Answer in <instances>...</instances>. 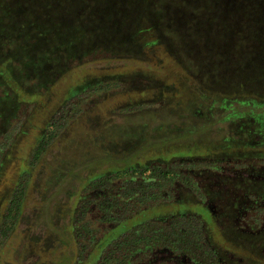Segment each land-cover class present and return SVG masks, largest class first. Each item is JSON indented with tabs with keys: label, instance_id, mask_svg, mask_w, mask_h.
<instances>
[{
	"label": "trees",
	"instance_id": "obj_1",
	"mask_svg": "<svg viewBox=\"0 0 264 264\" xmlns=\"http://www.w3.org/2000/svg\"><path fill=\"white\" fill-rule=\"evenodd\" d=\"M70 1L73 4L71 18L74 20L65 22L64 32L58 31L55 35L49 28L45 34L41 33L38 25L35 31L21 32L23 24L19 22V15L35 12L41 0H0V85L10 88L8 82H13L14 70L17 71L20 64L17 62L24 61L22 56L32 59L29 62L32 65L40 43L43 51L48 49L56 53L64 49V53L73 54L77 51L78 41H82L80 53L86 57V52L92 49L111 48L113 40H104L102 35L109 34L110 29V33L120 32L122 41L128 44H132L130 38H135L134 45L138 53L143 54L145 47L159 42L157 39L147 41L143 33L150 31L152 35L156 33L155 36L162 37L165 26L178 45L171 59L180 74L174 77L177 71L165 80L149 78L150 83L146 86L140 85L142 82L137 79L130 80L129 76L127 81L112 79L106 83L95 79L93 83H82V88L67 101L78 99L83 102L87 97L121 90L133 101L137 96L141 98L137 102H126L120 109L123 114L147 110L148 118L159 120L162 115L179 121L187 111L192 122L200 121L197 126V123H190L187 127H167V131L160 123L152 131H162L163 136L158 135L154 142H148L146 138L139 141L143 130L147 129L145 125H128L126 127L130 128L114 133L117 136L114 149H120L121 153L113 157L112 153L106 152L96 167L102 163L109 164L111 170L86 179V191L94 193L82 197L74 209L66 229L73 249L60 262L264 264V74L250 72L245 65L246 58L248 60L251 56L249 47L264 43V17L260 20L257 16H264V0H216L218 15L211 7L209 19H217L215 24L226 20L231 26L229 31L217 28L218 34L211 32L206 36V25L195 23L194 29L191 28L193 26L187 27L192 31L187 36L193 35L200 42L215 47V51L206 53L201 59L190 55L189 42L183 38L181 29L175 30L173 27L176 26L165 22L169 10L162 7L163 0ZM177 4H181L180 0H169L168 3L172 7ZM150 5L156 9L150 11ZM149 12H152L151 20L155 19L157 27L151 23L146 29L140 24L136 27V20ZM103 15H111L117 22L112 26H99ZM126 20L133 22L127 23ZM160 24L164 26L160 27ZM239 27L245 34L243 38H239ZM230 32L237 36L232 45ZM236 42H241L246 58L240 57L241 46L238 47ZM194 44L198 46L197 41ZM117 48L121 51L126 49L123 44ZM225 49L231 51L227 56L231 71L213 79H202L199 65L213 62L214 57ZM118 55L126 58L127 52ZM190 63L194 68L188 67ZM30 72H34V77ZM35 73L36 68L30 67L23 76H31L35 81ZM18 79L22 80L19 73ZM124 83L130 84L126 86ZM8 88L0 96V125L4 123V127L11 126L19 112V107L9 114L1 112L4 106L13 104L9 98L12 90ZM187 89L193 92L192 96H186ZM68 108L64 104L54 118L46 121L34 147L32 164L42 157L54 135L76 118L77 111L72 108L68 113ZM68 114L75 115L69 119ZM214 116L216 119L211 121ZM216 123H226V133L212 139L203 138L210 126ZM109 127L122 126H112L105 121L91 130L89 137L92 143L98 142ZM182 137L183 148L177 146L179 142L173 143ZM5 146L6 143L0 144L1 154ZM92 163L94 161L88 165ZM82 164L86 165V161ZM223 168H230L229 172L222 174L216 170L224 172ZM26 169L24 167L19 189L24 187ZM19 196L16 194L15 198ZM183 208L188 209L184 211ZM55 249L60 251L61 248Z\"/></svg>",
	"mask_w": 264,
	"mask_h": 264
},
{
	"label": "rangeland",
	"instance_id": "obj_2",
	"mask_svg": "<svg viewBox=\"0 0 264 264\" xmlns=\"http://www.w3.org/2000/svg\"><path fill=\"white\" fill-rule=\"evenodd\" d=\"M180 2V5L172 7L168 5L169 0H163L162 7L169 10L165 22L169 26H176L173 27L175 30L181 29L183 38L186 37L189 42L190 55H197L201 59L206 53L215 51V47L206 42H200L193 35L187 36L192 33L187 27L193 26L191 28L194 29L195 23V25H206L205 34L208 36L211 32L215 35L218 34L217 28L229 31L231 26L224 19L221 23L218 21L216 24L215 20L217 19L214 17L209 19L211 7L215 10V15H218V1L216 0H180ZM72 7L73 4L70 0H41L35 12L19 15V22L23 24L21 32L26 34L31 30L35 31L36 25H38L41 33L45 34L48 28L55 35L58 34V31L62 33L65 22L71 23L74 20L71 18ZM155 9L151 7L150 11ZM103 16L99 26L103 24L105 27L112 26L117 22L111 15ZM257 16L260 20L264 17L260 14ZM151 17L152 12H149L147 16L137 19L136 27L140 24L146 29L150 23L157 27L155 19L151 20ZM131 21L126 20L127 23ZM59 26L61 30H59ZM163 26L164 24H160V27ZM164 29L162 37L155 36L156 33L152 35L153 33L150 31L148 34L143 33L147 36V41L151 39L159 41L155 45L145 47L143 54L138 53V48L134 45L136 44L135 38H130L132 44H128L126 41H122L120 32L110 33V29H108L109 34L102 35L104 40L107 38L113 40L111 48L92 49L90 52H86V57L80 53V50L83 49L82 41H78L77 51L73 54L64 53V49L58 50V48H52L58 50L56 53H51L48 49L43 51L41 50L43 45L40 43L32 65H29L32 59L22 56L24 61L17 62L20 64L17 71L14 70L13 82H8L10 88L0 85V96L4 95L3 90L11 89L12 97L9 98L13 102L10 107L4 106L1 109L2 114L15 112L19 107L17 118L11 121V126L4 127V123L0 125L2 127L0 128V144L6 143L4 152L0 153V264H58L62 258H66L73 249V243L66 229L74 215V209L82 197L94 193V191H86L88 181L86 179L89 176H97L111 170L109 164L102 163L101 166L96 167L101 162L98 160L104 157L106 152L112 153L113 157L121 153L120 149H114L113 143L117 137L114 135L115 132L130 128L126 127L128 125H145L147 129L143 130L142 138L139 141L146 138V141L154 142L158 135L163 136L162 131L159 133L152 131L160 123L163 124L162 127L165 131L168 130L167 127L173 129L197 123L190 120L187 111L183 112L185 116L179 121L165 118L162 115L159 120L148 118L147 110H139L141 112L136 114H123L120 109L125 106L126 102L130 101L128 103H131L133 99L122 93L121 90L111 91L105 95H95L89 99L87 97L83 102H79L78 99L67 101V98L82 88L83 84L95 79L106 83L112 79L127 81L129 76L130 80L137 79L142 82L140 85L146 86L150 83L149 78L165 80L178 71L174 76L176 77L181 71L179 73V68L173 66L175 62L171 59V55L176 52L178 45L175 37L167 31L165 26ZM129 31L132 32L130 28ZM238 32L239 38H243L245 34L241 28L238 29ZM230 33L232 45L235 44L234 40L236 41L237 36H235V32ZM226 38L228 40V37ZM117 39L119 41H114ZM196 41L198 46L194 44ZM120 44L126 47L122 51L126 50L127 55H125L126 52L117 48ZM236 45L241 46L240 57L246 58L243 55L241 42H236ZM248 51L251 56L248 60L246 58V68L257 75L264 74V43L260 42L254 48L249 47ZM230 52L225 49L220 53L219 50L220 54L214 57L213 62L199 65L202 73L201 78L207 77L206 79L209 80L216 75L221 76L226 71H231L232 67L227 63L229 59L227 56L231 54ZM118 54H123L126 58ZM30 67L36 68L37 79L35 81L30 78L31 76H23L30 71ZM188 67L194 68V64L190 63ZM202 67L204 68L202 69ZM162 69L165 70L160 72ZM168 72L170 74L165 75ZM18 73L22 79L20 81ZM30 75L34 77V72H30ZM111 75H122V77H112ZM17 81L19 84L16 83ZM134 83L138 84L137 81ZM124 84L127 86L130 83ZM185 94L190 97L193 92L187 89ZM140 100L141 98L137 96L133 102ZM64 104L70 107L68 113H71L73 109L77 111L76 115L68 114L66 116L72 118L75 115L76 118L54 135L42 157L32 164L34 147L45 129L46 121L54 118ZM235 106L234 103L233 107ZM187 109L186 106L185 110ZM214 119L216 116L211 118V121ZM105 121L110 122L112 126L122 127H109V130L103 132L102 138L93 144L89 137L91 130L99 127ZM226 126V123L211 125L204 133L203 138L212 139L217 135L225 134ZM183 140V137L177 138L173 143L179 142L177 146L183 148ZM86 141L89 142L88 145ZM85 161L86 165L82 164ZM91 161L94 163L88 165ZM74 166L75 168H73ZM24 167L27 168V178L24 187L19 189ZM229 169H221L225 173L219 169L216 170L226 174ZM16 194L22 196L15 198ZM177 207H175L176 210ZM179 207L187 206L180 205ZM187 209L183 208L184 211ZM58 246L61 248L60 251L55 249ZM71 263V261L62 260L59 264Z\"/></svg>",
	"mask_w": 264,
	"mask_h": 264
}]
</instances>
